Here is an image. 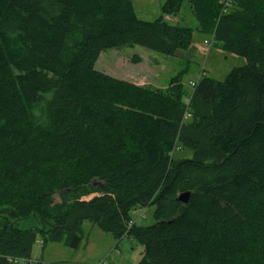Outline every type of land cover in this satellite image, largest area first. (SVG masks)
<instances>
[{
    "label": "trees",
    "instance_id": "trees-1",
    "mask_svg": "<svg viewBox=\"0 0 264 264\" xmlns=\"http://www.w3.org/2000/svg\"><path fill=\"white\" fill-rule=\"evenodd\" d=\"M184 1L146 21L132 0H0V264L38 239L77 249L86 221L138 242V264H264V0H187L246 61L201 72L188 102L181 74L152 88L95 69L107 49H188L193 29L164 19ZM150 206L154 224L130 219Z\"/></svg>",
    "mask_w": 264,
    "mask_h": 264
},
{
    "label": "rangeland",
    "instance_id": "rangeland-1",
    "mask_svg": "<svg viewBox=\"0 0 264 264\" xmlns=\"http://www.w3.org/2000/svg\"><path fill=\"white\" fill-rule=\"evenodd\" d=\"M164 1L132 0V3L139 19L154 21L160 16L159 6ZM188 4L187 0L184 1L176 16H165L168 17L165 20L170 24L193 29L192 44L188 49L179 50L172 56L141 45L107 49L102 51L95 61V69L106 75L118 79L126 78L132 80V83L152 88H164L173 77L181 74L186 94L184 98L188 102V96L195 86L191 84H196L202 71H205L209 78L223 81L231 70L244 66L246 61L243 57L224 52L212 44L210 37L198 32L197 21L193 18ZM135 55L141 58V62L134 64L130 61ZM188 116L186 113L184 118ZM191 156L192 152L188 150L174 151V157L177 158ZM53 196L55 201L60 200L57 194ZM152 211L153 206L137 208L131 211L130 219L139 226H150L155 222L152 219ZM82 235V242L77 249L69 248L61 242H49L44 245L38 239L31 249L30 260L40 264H138L141 258L142 246L127 236L117 239L88 221L83 224Z\"/></svg>",
    "mask_w": 264,
    "mask_h": 264
},
{
    "label": "built area",
    "instance_id": "built-area-1",
    "mask_svg": "<svg viewBox=\"0 0 264 264\" xmlns=\"http://www.w3.org/2000/svg\"><path fill=\"white\" fill-rule=\"evenodd\" d=\"M194 85V84H191ZM10 261H12V263H16V264H36L34 261H28L27 259H17V258H12L10 259Z\"/></svg>",
    "mask_w": 264,
    "mask_h": 264
},
{
    "label": "water",
    "instance_id": "water-1",
    "mask_svg": "<svg viewBox=\"0 0 264 264\" xmlns=\"http://www.w3.org/2000/svg\"><path fill=\"white\" fill-rule=\"evenodd\" d=\"M188 198H189V194L188 193H181L178 196L179 201L182 202V203H187Z\"/></svg>",
    "mask_w": 264,
    "mask_h": 264
},
{
    "label": "crops",
    "instance_id": "crops-1",
    "mask_svg": "<svg viewBox=\"0 0 264 264\" xmlns=\"http://www.w3.org/2000/svg\"><path fill=\"white\" fill-rule=\"evenodd\" d=\"M168 18V17H167ZM167 18H164V19H167ZM119 78H121V77H119ZM122 80H125V81H129V82H133L132 80H129V79H126V78H122ZM139 85V84H137V83H134V85Z\"/></svg>",
    "mask_w": 264,
    "mask_h": 264
},
{
    "label": "bare ground",
    "instance_id": "bare-ground-1",
    "mask_svg": "<svg viewBox=\"0 0 264 264\" xmlns=\"http://www.w3.org/2000/svg\"><path fill=\"white\" fill-rule=\"evenodd\" d=\"M28 261H31V260H28Z\"/></svg>",
    "mask_w": 264,
    "mask_h": 264
}]
</instances>
